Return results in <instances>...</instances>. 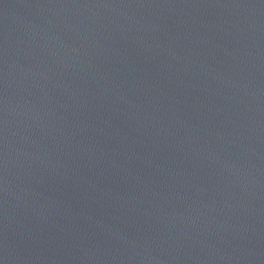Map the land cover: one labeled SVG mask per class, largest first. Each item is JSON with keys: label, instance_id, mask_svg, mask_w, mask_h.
Masks as SVG:
<instances>
[{"label": "water", "instance_id": "1", "mask_svg": "<svg viewBox=\"0 0 264 264\" xmlns=\"http://www.w3.org/2000/svg\"><path fill=\"white\" fill-rule=\"evenodd\" d=\"M0 264H264V0H0Z\"/></svg>", "mask_w": 264, "mask_h": 264}]
</instances>
